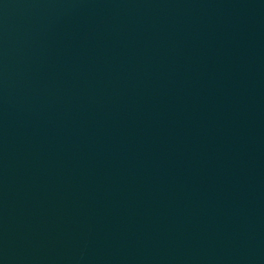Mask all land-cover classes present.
<instances>
[{
	"label": "water",
	"instance_id": "water-1",
	"mask_svg": "<svg viewBox=\"0 0 264 264\" xmlns=\"http://www.w3.org/2000/svg\"><path fill=\"white\" fill-rule=\"evenodd\" d=\"M221 0H0V264H62Z\"/></svg>",
	"mask_w": 264,
	"mask_h": 264
}]
</instances>
